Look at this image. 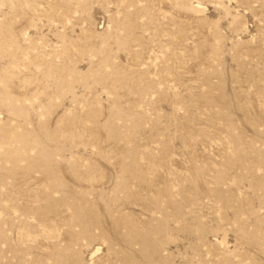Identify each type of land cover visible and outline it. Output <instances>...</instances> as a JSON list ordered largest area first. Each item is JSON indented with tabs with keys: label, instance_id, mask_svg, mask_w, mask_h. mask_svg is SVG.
<instances>
[{
	"label": "rangeland",
	"instance_id": "374dc122",
	"mask_svg": "<svg viewBox=\"0 0 264 264\" xmlns=\"http://www.w3.org/2000/svg\"><path fill=\"white\" fill-rule=\"evenodd\" d=\"M0 264H264V0H0Z\"/></svg>",
	"mask_w": 264,
	"mask_h": 264
}]
</instances>
